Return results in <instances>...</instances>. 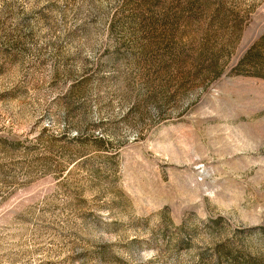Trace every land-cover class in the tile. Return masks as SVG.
<instances>
[{"label": "rangeland", "instance_id": "1", "mask_svg": "<svg viewBox=\"0 0 264 264\" xmlns=\"http://www.w3.org/2000/svg\"><path fill=\"white\" fill-rule=\"evenodd\" d=\"M263 34L264 0H0V264H264Z\"/></svg>", "mask_w": 264, "mask_h": 264}, {"label": "trees", "instance_id": "2", "mask_svg": "<svg viewBox=\"0 0 264 264\" xmlns=\"http://www.w3.org/2000/svg\"><path fill=\"white\" fill-rule=\"evenodd\" d=\"M256 44H258L259 46L264 44V34H263L261 40ZM263 50H264V48H263ZM242 62H245L246 66L250 67L253 70V72L249 73V75H252L254 77H262L263 76L260 74L262 72V70L264 69L263 53H260L257 51L247 52L240 63H242ZM239 66H240V64H239ZM242 74L243 73H240V75H242Z\"/></svg>", "mask_w": 264, "mask_h": 264}]
</instances>
